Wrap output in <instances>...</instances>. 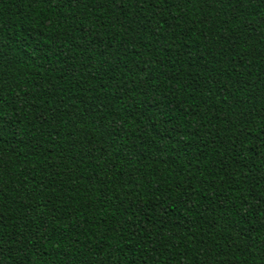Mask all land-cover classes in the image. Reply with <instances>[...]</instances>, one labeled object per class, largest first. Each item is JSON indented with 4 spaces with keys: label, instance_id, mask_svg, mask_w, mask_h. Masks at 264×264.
I'll list each match as a JSON object with an SVG mask.
<instances>
[{
    "label": "trees",
    "instance_id": "1",
    "mask_svg": "<svg viewBox=\"0 0 264 264\" xmlns=\"http://www.w3.org/2000/svg\"><path fill=\"white\" fill-rule=\"evenodd\" d=\"M0 264H264V0H0Z\"/></svg>",
    "mask_w": 264,
    "mask_h": 264
}]
</instances>
